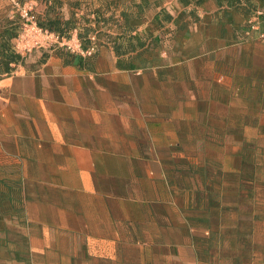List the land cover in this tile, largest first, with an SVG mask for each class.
I'll return each instance as SVG.
<instances>
[{
	"label": "crops",
	"instance_id": "1",
	"mask_svg": "<svg viewBox=\"0 0 264 264\" xmlns=\"http://www.w3.org/2000/svg\"><path fill=\"white\" fill-rule=\"evenodd\" d=\"M150 2L0 0V264H235L166 172L189 164L181 142L194 130L190 64L175 57L190 22L202 27L215 43L200 45L205 65L231 90L219 102L264 117V23L237 37L259 0ZM144 4L156 9L149 27ZM29 5L39 24L94 40L93 61L56 50L7 60Z\"/></svg>",
	"mask_w": 264,
	"mask_h": 264
},
{
	"label": "rangeland",
	"instance_id": "2",
	"mask_svg": "<svg viewBox=\"0 0 264 264\" xmlns=\"http://www.w3.org/2000/svg\"><path fill=\"white\" fill-rule=\"evenodd\" d=\"M149 1L155 7L162 0ZM261 4L262 0H259L258 7H249L246 13L248 18L239 29H248L246 36L250 31H258L264 23V5ZM143 7L147 16L141 14L149 27L153 25L150 17L154 16L149 11L156 9L145 4ZM23 10L19 11L20 15ZM160 16L162 19L166 17L164 14ZM23 21L12 50L20 59L30 54L33 56L36 52L56 50L65 61H93L97 49L94 40H88L86 44L84 39L71 32L67 36H59V39L35 34L30 22ZM193 26L190 22L184 33V50L179 49L181 54L175 57L181 61L182 53H185V61L190 64L189 89L194 130L186 134L189 139L180 140L190 162L167 167L166 172L174 176L176 186L191 196V215L196 219L200 216L208 224L210 241H224L227 247L234 250L238 257L233 260L235 264H264V117L256 115L261 112L247 111L249 103H238L244 107L239 108L241 112L237 115L235 110H231L230 101L219 102L218 95L229 100L230 86L226 88L219 84L220 76L214 63L206 66L208 57L200 52L203 41L207 46H215L214 39L206 41L200 31L202 27L197 30ZM213 27L208 26L207 32L212 33ZM153 29L155 27L152 26ZM151 46L156 47L155 41ZM91 47L94 48L92 55L83 56ZM205 75L208 80L204 83ZM183 88L187 87L176 85L175 93H182ZM5 157L4 152H0V188L6 186L10 169ZM19 169L22 167H16V173ZM7 214L6 210L0 214L2 222L7 219Z\"/></svg>",
	"mask_w": 264,
	"mask_h": 264
},
{
	"label": "trees",
	"instance_id": "3",
	"mask_svg": "<svg viewBox=\"0 0 264 264\" xmlns=\"http://www.w3.org/2000/svg\"><path fill=\"white\" fill-rule=\"evenodd\" d=\"M229 3L232 2V0H227ZM238 2V0H236ZM33 17H34V22L35 24L41 28L42 30L48 32V33H52V34H56L60 37H64V36H67V33L71 30L69 25L65 24L64 27L62 29H57L58 31H53L52 27L51 26H43L41 24L38 23V18H37V15L35 13H33ZM264 20V19H262ZM248 29H244L242 28L241 30H239V33H238V38L239 40H249L251 38H253L254 36V32H251L249 33L248 36H246L245 34L247 33ZM84 41L86 42V44L89 43L88 39L87 38H84ZM58 52V51H57ZM7 60L11 61V62H19L21 59L20 57L15 54L13 51L11 53H9V55L7 56Z\"/></svg>",
	"mask_w": 264,
	"mask_h": 264
},
{
	"label": "built area",
	"instance_id": "4",
	"mask_svg": "<svg viewBox=\"0 0 264 264\" xmlns=\"http://www.w3.org/2000/svg\"><path fill=\"white\" fill-rule=\"evenodd\" d=\"M32 5H29L28 7L24 8L23 13L21 14V18L24 19L27 22H30L31 27L34 28L35 30V34H40V35H45L47 37H51V38H56L59 39L58 35H52L40 28H38L34 22V17H33V9H32ZM94 51V48H89L87 49V51L85 52V54H82L83 56L87 55L88 57H90L92 55Z\"/></svg>",
	"mask_w": 264,
	"mask_h": 264
}]
</instances>
